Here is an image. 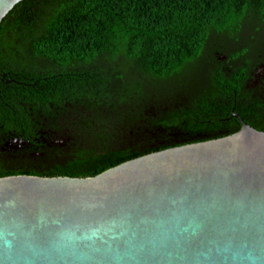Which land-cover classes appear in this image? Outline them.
Masks as SVG:
<instances>
[{
	"label": "trees",
	"instance_id": "16d2710c",
	"mask_svg": "<svg viewBox=\"0 0 264 264\" xmlns=\"http://www.w3.org/2000/svg\"><path fill=\"white\" fill-rule=\"evenodd\" d=\"M260 66L264 0H22L0 23V176L94 175L233 133L235 113L264 130V100L246 87ZM45 89L87 116L64 118L63 145L42 132L57 117H3ZM20 137L35 145L4 149Z\"/></svg>",
	"mask_w": 264,
	"mask_h": 264
},
{
	"label": "water",
	"instance_id": "95a60500",
	"mask_svg": "<svg viewBox=\"0 0 264 264\" xmlns=\"http://www.w3.org/2000/svg\"><path fill=\"white\" fill-rule=\"evenodd\" d=\"M235 116L94 175L0 176V264H264V130Z\"/></svg>",
	"mask_w": 264,
	"mask_h": 264
},
{
	"label": "flooded vegetation",
	"instance_id": "af4514ba",
	"mask_svg": "<svg viewBox=\"0 0 264 264\" xmlns=\"http://www.w3.org/2000/svg\"><path fill=\"white\" fill-rule=\"evenodd\" d=\"M257 70L258 67L256 68V71L252 73V77L247 79L246 87L248 90H252L254 94L258 95L262 100H264V74H257ZM5 75L6 73L0 72V78L4 77ZM7 79H12V81L6 80L5 83L15 82L13 78ZM58 93L59 92H53V94ZM41 95V97L34 100L19 99L7 101L6 104H4V107L6 108V111L10 112L11 114L9 116L3 117H42L44 119L43 123L41 124L42 127L47 126L49 122L48 117H53V121L55 120V117H57V120L59 119L60 124H57L54 129H52L51 126H47L46 128L42 129V132L47 136L46 141L48 146L57 144L63 145L68 137V132L72 131V124L68 126L64 118L66 117L68 119L67 122H71L72 120L75 121L77 117L87 116H80L78 114L77 100L72 102L68 99H64L63 102L57 103L55 99L50 98L52 91L50 92L47 89H45V92H42ZM175 135H179V132L175 133ZM183 140L186 141V139ZM34 145L35 144L33 142H29V140L24 139L23 137L9 139L3 143L4 149L6 148L8 151L25 150Z\"/></svg>",
	"mask_w": 264,
	"mask_h": 264
},
{
	"label": "rangeland",
	"instance_id": "374dc122",
	"mask_svg": "<svg viewBox=\"0 0 264 264\" xmlns=\"http://www.w3.org/2000/svg\"><path fill=\"white\" fill-rule=\"evenodd\" d=\"M264 66H260L259 68H258V70H257V74H259V75H262V74H264V68H263Z\"/></svg>",
	"mask_w": 264,
	"mask_h": 264
}]
</instances>
